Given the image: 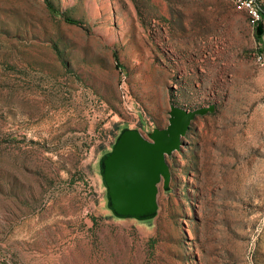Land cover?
I'll return each instance as SVG.
<instances>
[{"label": "rangeland", "instance_id": "rangeland-1", "mask_svg": "<svg viewBox=\"0 0 264 264\" xmlns=\"http://www.w3.org/2000/svg\"><path fill=\"white\" fill-rule=\"evenodd\" d=\"M0 0V264H264V0ZM195 116L150 219L98 163Z\"/></svg>", "mask_w": 264, "mask_h": 264}, {"label": "water", "instance_id": "water-1", "mask_svg": "<svg viewBox=\"0 0 264 264\" xmlns=\"http://www.w3.org/2000/svg\"><path fill=\"white\" fill-rule=\"evenodd\" d=\"M213 106L187 111L169 106L167 125L146 138L136 130L119 132L98 163L106 207L118 218L150 219L156 214L157 186L169 180L165 158L179 150L181 138L195 116L212 113Z\"/></svg>", "mask_w": 264, "mask_h": 264}, {"label": "built area", "instance_id": "built-area-1", "mask_svg": "<svg viewBox=\"0 0 264 264\" xmlns=\"http://www.w3.org/2000/svg\"><path fill=\"white\" fill-rule=\"evenodd\" d=\"M231 5L234 10L244 12L251 24H256L261 21V14L252 1L247 0H223ZM253 62L259 68H264V54H256L252 56Z\"/></svg>", "mask_w": 264, "mask_h": 264}]
</instances>
